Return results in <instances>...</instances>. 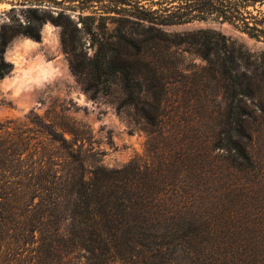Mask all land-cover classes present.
<instances>
[{"label": "trees", "instance_id": "1", "mask_svg": "<svg viewBox=\"0 0 264 264\" xmlns=\"http://www.w3.org/2000/svg\"><path fill=\"white\" fill-rule=\"evenodd\" d=\"M188 2L181 13L138 7V17L164 24L212 18L264 40V13L255 9L264 0ZM23 33L41 40L38 30ZM202 33L206 59L217 48L231 76L237 65L229 39ZM15 35L0 38V80L13 71L4 54ZM110 58L99 47L94 77L112 68L126 95L119 109H138L142 84ZM230 78L222 86L225 118L195 127L200 136L168 130L155 116L159 106L142 108L151 127L146 154L120 168L94 159L85 134L68 140L37 117L0 123V249L28 252L30 264H264V153L256 151L264 108L258 117L250 112L245 98L254 93L237 74ZM40 137L61 153L39 151Z\"/></svg>", "mask_w": 264, "mask_h": 264}, {"label": "rangeland", "instance_id": "2", "mask_svg": "<svg viewBox=\"0 0 264 264\" xmlns=\"http://www.w3.org/2000/svg\"><path fill=\"white\" fill-rule=\"evenodd\" d=\"M188 1L194 5L199 2ZM186 2L0 0V38L17 33L4 54L13 71L0 80V123L29 122L28 118L37 117L68 140L71 132L85 134L89 140L85 147L92 150L94 159L109 168H120L146 154L151 127L142 108L152 111L151 107L159 106L155 116L162 114L158 121L162 118L168 130L179 132V136H200L192 132L195 127L205 123L212 128L225 118L222 86L231 84L230 77L237 74L243 89L254 93L253 98L245 99L249 111L258 117L264 108V40L212 18L164 24L138 17V7L181 13L186 11ZM255 9L264 13V7ZM255 9L249 8L253 16L261 17ZM27 28L38 30L41 40L24 34ZM203 30L222 32L229 39L237 65L231 76L223 74V55H217V48H212L210 60L206 59L203 40L207 34ZM99 47L111 56L112 65L126 64L142 84L138 109H119L126 95L120 79H111L112 68H105L100 81L94 77L93 61ZM259 121L262 130L256 151L264 153V115ZM39 142V151L61 153L58 145H51L44 137ZM28 255L23 250L1 248L0 264H30L25 261Z\"/></svg>", "mask_w": 264, "mask_h": 264}]
</instances>
